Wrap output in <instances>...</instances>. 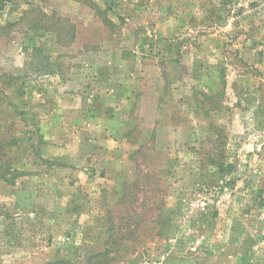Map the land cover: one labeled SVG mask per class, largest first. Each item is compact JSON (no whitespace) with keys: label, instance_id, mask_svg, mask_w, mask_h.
Listing matches in <instances>:
<instances>
[{"label":"rangeland","instance_id":"1","mask_svg":"<svg viewBox=\"0 0 264 264\" xmlns=\"http://www.w3.org/2000/svg\"><path fill=\"white\" fill-rule=\"evenodd\" d=\"M0 264H264V0H3Z\"/></svg>","mask_w":264,"mask_h":264},{"label":"trees","instance_id":"2","mask_svg":"<svg viewBox=\"0 0 264 264\" xmlns=\"http://www.w3.org/2000/svg\"><path fill=\"white\" fill-rule=\"evenodd\" d=\"M3 0H0V7H2ZM1 145V144H0ZM3 148H0V155L4 156L5 153L2 152ZM7 167L8 166V162L7 163H2L0 164V167ZM113 257L111 256V253L109 250H105L103 252H98V253H94L90 256L87 257V259L85 260V262L83 264H107L109 260H111ZM75 264V263H72Z\"/></svg>","mask_w":264,"mask_h":264}]
</instances>
